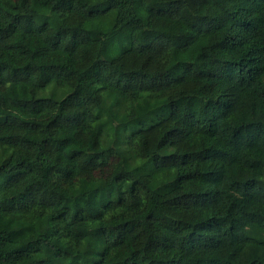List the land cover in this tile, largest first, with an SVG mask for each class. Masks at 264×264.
Here are the masks:
<instances>
[{"label":"trees","instance_id":"16d2710c","mask_svg":"<svg viewBox=\"0 0 264 264\" xmlns=\"http://www.w3.org/2000/svg\"><path fill=\"white\" fill-rule=\"evenodd\" d=\"M0 264H264V0H0Z\"/></svg>","mask_w":264,"mask_h":264}]
</instances>
